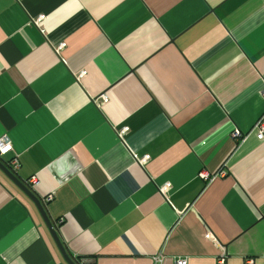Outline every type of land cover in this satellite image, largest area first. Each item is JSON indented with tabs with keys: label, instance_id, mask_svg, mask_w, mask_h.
<instances>
[{
	"label": "crops",
	"instance_id": "0c3cea01",
	"mask_svg": "<svg viewBox=\"0 0 264 264\" xmlns=\"http://www.w3.org/2000/svg\"><path fill=\"white\" fill-rule=\"evenodd\" d=\"M263 115L264 0H0L4 160L83 264H264ZM0 264H67L1 171Z\"/></svg>",
	"mask_w": 264,
	"mask_h": 264
},
{
	"label": "built area",
	"instance_id": "2783aa9c",
	"mask_svg": "<svg viewBox=\"0 0 264 264\" xmlns=\"http://www.w3.org/2000/svg\"><path fill=\"white\" fill-rule=\"evenodd\" d=\"M41 18H44L43 16ZM65 44L61 45V49H64ZM86 72H82L80 76H78V79L82 76H85ZM108 103V99L102 97V104H107ZM128 129H126L127 131ZM254 130L257 134V137L259 140H264V115L258 120V122L256 123ZM232 137L236 140H241L244 141L246 135L242 134L239 130H235L232 133ZM12 151V145L10 143V140L7 137H2L0 138V157H3L8 154L9 152ZM146 159H149V157H147ZM8 167L14 171L15 173H17V170L19 169V163L16 159L7 162ZM226 170L220 171L219 172V176H225ZM200 177H202L204 180H209V178H211V176H209L208 173L206 172H202L200 173ZM167 187L169 186L166 185ZM53 199V196H49L47 202L51 201ZM214 237L211 234H207L206 235V239L208 240H212ZM156 260L159 264H162L165 260V257L162 256H156ZM225 260H226V253L223 252L220 259L218 260V264H225ZM81 264L82 261H80ZM174 264H188V259L185 257H179L177 259H175ZM249 264H252V262H249Z\"/></svg>",
	"mask_w": 264,
	"mask_h": 264
},
{
	"label": "water",
	"instance_id": "95a60500",
	"mask_svg": "<svg viewBox=\"0 0 264 264\" xmlns=\"http://www.w3.org/2000/svg\"><path fill=\"white\" fill-rule=\"evenodd\" d=\"M0 171L35 204L38 212L40 213V216L45 222L65 262L67 264H81L76 257L74 258L70 256V254L67 252L66 248L62 244L58 235L57 226H55V224L49 218L41 199H39L34 194L32 188L27 183H24L23 181L20 180V178L17 176V173L12 171L8 167L7 161H5L3 157H0Z\"/></svg>",
	"mask_w": 264,
	"mask_h": 264
}]
</instances>
